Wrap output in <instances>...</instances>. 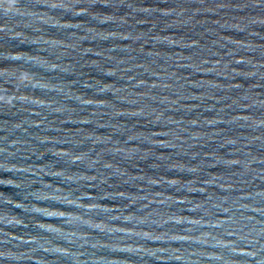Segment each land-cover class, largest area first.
<instances>
[{
  "label": "water",
  "instance_id": "95a60500",
  "mask_svg": "<svg viewBox=\"0 0 264 264\" xmlns=\"http://www.w3.org/2000/svg\"><path fill=\"white\" fill-rule=\"evenodd\" d=\"M0 96V264H264V0H19Z\"/></svg>",
  "mask_w": 264,
  "mask_h": 264
},
{
  "label": "clouds",
  "instance_id": "9594fccd",
  "mask_svg": "<svg viewBox=\"0 0 264 264\" xmlns=\"http://www.w3.org/2000/svg\"><path fill=\"white\" fill-rule=\"evenodd\" d=\"M6 5H11L12 7H19V0H0V10H2L5 15H8L10 12H12V7H7ZM3 99L4 97L0 96V100ZM0 255H4V253H0Z\"/></svg>",
  "mask_w": 264,
  "mask_h": 264
}]
</instances>
